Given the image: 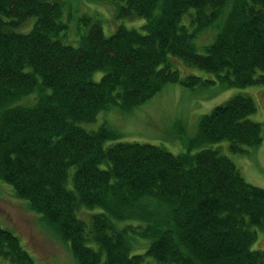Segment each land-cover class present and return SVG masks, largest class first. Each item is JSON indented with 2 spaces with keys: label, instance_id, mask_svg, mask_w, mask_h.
Segmentation results:
<instances>
[{
  "label": "trees",
  "instance_id": "1",
  "mask_svg": "<svg viewBox=\"0 0 264 264\" xmlns=\"http://www.w3.org/2000/svg\"><path fill=\"white\" fill-rule=\"evenodd\" d=\"M121 1L118 16L144 17L145 32L119 26L107 36L100 20L84 17L89 27L74 46L59 38L67 29L62 0H0V180L70 243L79 264H264V250L252 248V227L264 228V188L219 149L192 152L222 140L234 153L259 146L264 122L250 118L251 96L232 95L203 114L178 154L152 143L106 145L114 131L79 124L111 106L130 111L170 82L264 85V0ZM223 15L199 53L194 37ZM170 56L215 78L181 76ZM30 94L32 105L18 103ZM138 238L149 244L132 254ZM0 256L35 264L1 225Z\"/></svg>",
  "mask_w": 264,
  "mask_h": 264
},
{
  "label": "rangeland",
  "instance_id": "2",
  "mask_svg": "<svg viewBox=\"0 0 264 264\" xmlns=\"http://www.w3.org/2000/svg\"><path fill=\"white\" fill-rule=\"evenodd\" d=\"M62 1L64 4L60 19L67 24V29L60 34L59 38L64 43L78 46L81 34L85 33L89 27L84 17L100 20L107 36L112 35L119 26L136 28L145 32L143 26L146 19L144 17L118 16V5L123 3L121 0ZM224 17L223 15L213 25L198 32L194 37V45L199 53H205V46L215 41ZM34 21L35 18H30L20 30L28 31ZM182 22L191 28L189 14H184ZM170 59L181 76L193 74L203 78H215L213 73L188 65L177 56H170ZM102 74L98 71L93 79L99 80ZM238 93L249 95L254 99L257 110L250 115V118L264 122V85L262 84L222 89L218 83H215L192 89L179 82H170L165 84L153 97L130 111L111 106L100 111L94 121L79 124L88 131L102 127L114 131L116 138L107 140L106 145L117 142L152 143L178 154L186 152L191 141L197 136L200 117L210 112L214 106ZM35 97L37 94L26 95L18 103L32 105ZM229 147L228 140L207 142L194 146L192 152L202 148L219 149L236 163L248 182L264 188V140L259 146H245L248 150L245 153H234ZM12 194H14L12 185L0 180V225L11 230L21 239L35 264H79L72 253L70 243L47 226L42 221L41 215L29 208L27 200L16 198ZM252 228L257 232L252 248L264 250V228L257 226ZM136 243L131 251L132 254L144 253L149 244L142 238H138ZM8 263H10L8 260L0 256V264ZM146 264L159 263L151 257H146Z\"/></svg>",
  "mask_w": 264,
  "mask_h": 264
}]
</instances>
